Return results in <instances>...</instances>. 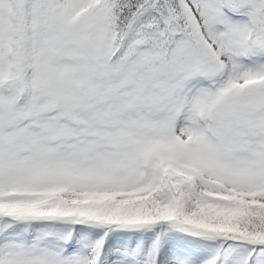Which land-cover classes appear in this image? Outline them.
Returning <instances> with one entry per match:
<instances>
[{
  "label": "snow or ice",
  "instance_id": "obj_1",
  "mask_svg": "<svg viewBox=\"0 0 264 264\" xmlns=\"http://www.w3.org/2000/svg\"><path fill=\"white\" fill-rule=\"evenodd\" d=\"M0 264H264V0H0Z\"/></svg>",
  "mask_w": 264,
  "mask_h": 264
}]
</instances>
